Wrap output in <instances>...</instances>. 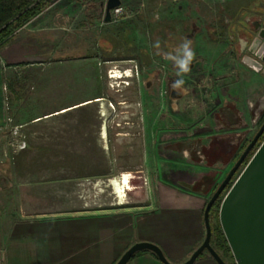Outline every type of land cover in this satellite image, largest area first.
Instances as JSON below:
<instances>
[{"label": "rangeland", "instance_id": "1", "mask_svg": "<svg viewBox=\"0 0 264 264\" xmlns=\"http://www.w3.org/2000/svg\"><path fill=\"white\" fill-rule=\"evenodd\" d=\"M254 1L121 0L123 13L111 22L105 21L107 0H58L47 8L46 31L33 36L41 39L38 42L49 60L43 67L33 63V78L19 75L23 79L19 87L36 99L45 86L50 92L42 103L29 108L91 97L97 90L95 72L110 111L104 113L107 122L94 117L99 103L85 111L89 122H12L5 106L1 154L19 157L4 165L11 174L7 180L10 177L2 173L6 182H1L2 197L10 201L4 209L15 210L16 200H25L30 215L130 212L143 216L158 207L157 187L176 178L194 190L210 189V198L264 124V109L251 102L264 93V76L245 69L236 52L237 28L230 29L232 20L244 10L243 16L251 11ZM260 2L264 9V0ZM68 6L72 12L66 10ZM170 38L172 48L164 43ZM185 39L192 41L196 57L184 76L188 91L173 110L166 91L176 78L175 69L156 54L153 45L159 41L162 51H173ZM116 71L122 76H115ZM149 79H155L151 88ZM28 118L22 115L18 121ZM223 134L228 135L226 142L220 139ZM230 139L235 144L228 152ZM125 174L138 181L132 180L136 184L121 199L112 181ZM205 236L206 231L202 242ZM203 254L197 264L205 259L219 264L209 251ZM225 262L237 264L233 253L225 256Z\"/></svg>", "mask_w": 264, "mask_h": 264}, {"label": "crops", "instance_id": "2", "mask_svg": "<svg viewBox=\"0 0 264 264\" xmlns=\"http://www.w3.org/2000/svg\"><path fill=\"white\" fill-rule=\"evenodd\" d=\"M259 4L261 2L255 0L250 5L251 11H247L245 16H243L245 10L237 15L234 21L232 20L233 25H230V29L243 28L252 14L263 13L264 9ZM71 7L68 6L66 10L72 12ZM44 12L37 17L43 20H40L35 27L32 25L37 18L19 30L10 42L0 49V131L5 106L10 110L12 122L70 120L71 122H89L85 111L91 110L90 107L93 104L99 103L101 106L96 109L94 117L99 122H107L103 120L104 113L110 109L103 97L105 89L101 87L95 72L96 81L93 79V83L97 90L91 97L69 104L59 102L45 108L37 107L35 108L37 110L29 108L31 105L42 103L46 94L50 92V89L47 90L45 86L39 93L41 97L36 99L32 93H27L19 87L20 83L23 84V79L19 75L28 73V78H33L36 72L33 70V63L41 64L43 67L46 60H49L44 53L46 50L43 44L40 45L38 42L41 39L33 36L35 33L43 34L46 31L47 26L44 23L46 12ZM237 18L238 21L241 20L240 25L236 23ZM171 40V38L165 40V45L172 46L169 44ZM94 63L96 62L93 59L92 64ZM245 69L253 74L258 73L248 66H245ZM17 81L20 82L17 83ZM245 85L247 86L248 83ZM252 88H254L253 85L250 86V89ZM250 96L252 95L249 94L247 97L251 98ZM241 100L239 98V101ZM252 100L253 103L258 102L260 111H263L264 93ZM28 110L35 112L27 113ZM22 115L29 118L18 121V117ZM91 118L93 120V117ZM225 137L228 135L223 134L220 139L224 142ZM1 139L0 132V142ZM231 144L227 146L228 152L234 146L235 140H232ZM18 157L17 155L16 159ZM16 159L11 156L2 157L0 148V228L3 243L0 264H115L128 248L140 241L159 245L170 262L180 264L186 262L201 245L206 231L204 210L210 189L207 192V190L188 188L179 183L178 178L175 179L176 183L162 182L156 189L155 201L158 202V207L143 216H135L130 212L77 214L42 212L30 215L25 209V200H16L15 210L4 209L8 207L10 201L5 202L2 197L1 182L6 183L2 180V173L10 177L9 179L6 177L7 180H11V174L6 171L8 166L4 167V165L6 163L10 165L12 160L15 162ZM14 187L17 186L14 185ZM8 188L6 193L10 192ZM202 261L200 264H216L207 259ZM197 262L198 260L194 264ZM128 264L164 263L152 251H146L132 257Z\"/></svg>", "mask_w": 264, "mask_h": 264}, {"label": "water", "instance_id": "3", "mask_svg": "<svg viewBox=\"0 0 264 264\" xmlns=\"http://www.w3.org/2000/svg\"><path fill=\"white\" fill-rule=\"evenodd\" d=\"M120 4L121 0H107L105 8L106 22L112 21V9ZM255 24L256 27L253 29L252 39H240L242 51L245 50L246 46L249 47V54L243 56L242 62L264 76V26L262 21H256ZM182 96L184 95L177 93L171 88L170 97L174 102ZM263 134L264 124L208 200L204 210L205 239L190 258L180 264H194L206 250L219 264H229L225 262L211 244V209L216 201L220 199L226 187L232 181L233 176ZM219 219L236 263L264 264V139L222 198ZM143 250L152 251L164 264H176L168 260L159 245L149 241H140L133 244L115 264H128L137 252Z\"/></svg>", "mask_w": 264, "mask_h": 264}, {"label": "trees", "instance_id": "4", "mask_svg": "<svg viewBox=\"0 0 264 264\" xmlns=\"http://www.w3.org/2000/svg\"><path fill=\"white\" fill-rule=\"evenodd\" d=\"M56 1L58 0H0V49L6 46L14 38L19 30L24 28L34 18L41 15ZM260 140L259 143H257L254 149L250 152V155L247 156L248 158L246 157V161L256 151V149L262 142ZM247 146L248 145L246 144L244 148H247ZM232 183L233 181H231L227 187H230ZM219 200L220 199L216 201L210 213V220L212 225L211 244L219 253V255L225 260V256H231L232 251L220 223L219 210L221 202ZM146 251L149 250L139 251L135 255ZM203 255L204 254L202 253L198 257V259Z\"/></svg>", "mask_w": 264, "mask_h": 264}, {"label": "clouds", "instance_id": "5", "mask_svg": "<svg viewBox=\"0 0 264 264\" xmlns=\"http://www.w3.org/2000/svg\"><path fill=\"white\" fill-rule=\"evenodd\" d=\"M157 49L156 54L162 56L166 61H171L175 69V79L171 83V88L182 95L186 94L188 89L184 87L186 81L184 76L191 72V65L196 57L195 50L192 47V41L185 39L183 43L178 45L173 51H162L160 42L154 43Z\"/></svg>", "mask_w": 264, "mask_h": 264}, {"label": "flooded vegetation", "instance_id": "6", "mask_svg": "<svg viewBox=\"0 0 264 264\" xmlns=\"http://www.w3.org/2000/svg\"><path fill=\"white\" fill-rule=\"evenodd\" d=\"M256 21H262L263 23V26H264V20H263V15L262 14H252L251 15V18L249 19V22L246 24V26H244L243 28H238L237 29V43H236V52L237 54L241 57V60L243 58L244 55L246 54H249V51H248V46H246L245 50H241V47H242V44H241V40L240 39H244V40H250L252 39V35H253V29H255L256 27ZM244 64V63H243ZM245 65V64H244ZM246 66V65H245ZM194 67V64L191 65V68ZM158 73V72H157ZM151 79V78H150ZM149 79V80H150ZM172 81V80H171ZM170 81V88H169V92L168 90L166 91V94L168 95L169 97V101H170V105H171V108L173 110H176V108H174L175 105H177V101L174 102L171 97H170V92H171V82ZM155 82V79L154 81L152 82L151 80L148 82V87L151 88L152 85L154 84ZM169 82V81H167ZM169 84V83H168ZM185 86V85H184Z\"/></svg>", "mask_w": 264, "mask_h": 264}, {"label": "bare ground", "instance_id": "7", "mask_svg": "<svg viewBox=\"0 0 264 264\" xmlns=\"http://www.w3.org/2000/svg\"><path fill=\"white\" fill-rule=\"evenodd\" d=\"M114 75L117 77L122 76V74H120L119 71H116ZM132 180L138 181V178L131 177L130 175L125 174L123 175L122 178H119V179L117 178L112 181L114 189L121 199L124 198L127 188L130 189L132 187V184L135 183Z\"/></svg>", "mask_w": 264, "mask_h": 264}, {"label": "built area", "instance_id": "8", "mask_svg": "<svg viewBox=\"0 0 264 264\" xmlns=\"http://www.w3.org/2000/svg\"><path fill=\"white\" fill-rule=\"evenodd\" d=\"M123 13V7L120 4L119 6L115 7L112 9V19L115 20L118 18L121 14ZM26 146V144H25ZM3 253V243H2V235H1V228H0V256Z\"/></svg>", "mask_w": 264, "mask_h": 264}]
</instances>
